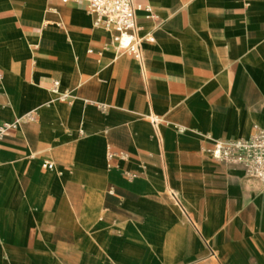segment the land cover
Wrapping results in <instances>:
<instances>
[{"label": "crops", "instance_id": "1", "mask_svg": "<svg viewBox=\"0 0 264 264\" xmlns=\"http://www.w3.org/2000/svg\"><path fill=\"white\" fill-rule=\"evenodd\" d=\"M134 2L142 61L0 0V264H264V185L211 152L264 131V0Z\"/></svg>", "mask_w": 264, "mask_h": 264}, {"label": "built area", "instance_id": "2", "mask_svg": "<svg viewBox=\"0 0 264 264\" xmlns=\"http://www.w3.org/2000/svg\"><path fill=\"white\" fill-rule=\"evenodd\" d=\"M66 2L67 0H62ZM87 10L94 15V24L102 25L112 32L111 44L118 50L126 51L142 61L141 42L136 24V10L139 5L134 0H85ZM152 40V37H148ZM57 82L53 83L56 90ZM69 93L60 98L67 99ZM16 122L0 125V137L16 126ZM155 120L153 123L155 124ZM211 152L214 158L241 164L246 174L264 185V131L256 127L255 133L247 138L214 141ZM43 166L53 168V163L45 161Z\"/></svg>", "mask_w": 264, "mask_h": 264}]
</instances>
